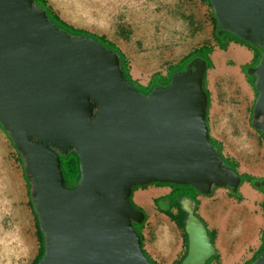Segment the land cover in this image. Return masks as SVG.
I'll return each instance as SVG.
<instances>
[{"label":"water","instance_id":"water-1","mask_svg":"<svg viewBox=\"0 0 264 264\" xmlns=\"http://www.w3.org/2000/svg\"><path fill=\"white\" fill-rule=\"evenodd\" d=\"M209 1L219 36L262 50L248 73L258 92L252 124L264 134V0ZM207 72L206 59H193L168 86L143 94L114 50L60 28L35 0H0V125L25 162L45 240L39 264H153L135 227L146 213L131 201L134 188L239 191L240 174L211 141ZM71 152L80 158L75 187L62 170L61 156ZM253 184L264 188V180ZM191 203L183 201L182 264H205L215 247ZM253 264H264V255Z\"/></svg>","mask_w":264,"mask_h":264},{"label":"rangeland","instance_id":"rangeland-1","mask_svg":"<svg viewBox=\"0 0 264 264\" xmlns=\"http://www.w3.org/2000/svg\"><path fill=\"white\" fill-rule=\"evenodd\" d=\"M47 1L63 19L61 10L50 0ZM143 12L146 13V18L142 21L151 25V32H143L140 29V16ZM215 17L213 6L210 7L206 0H131L129 3L119 6L116 13L111 15L108 31L102 32L95 28L78 27L63 20L75 28L86 30L91 34L105 35L110 41L114 42L125 53L130 64L132 78L141 87H147L152 77L157 73L164 76V78H153L150 87L153 86L154 89L168 86L174 74L185 71L193 59L203 58L205 53L198 52L189 60L180 63L184 57L202 46L210 45L213 47L214 52H216L211 55H213L215 65L210 56L211 67L208 68L206 75V89L210 98L207 121L210 134L219 140L212 137L211 139L215 142V147L221 149L223 156L237 165L236 171L240 176L249 175L261 181L264 180V135L256 130L252 124L253 109L258 92L255 88L256 76L250 75L248 70L259 64L262 51L260 48L242 41L243 44L253 47L257 51V55L256 59L249 65H242L243 71L239 73L238 65L243 62H237L235 57L230 54V51L234 49V45L226 55L217 51L219 44L222 45L231 36H229V33L224 34L221 43L215 40ZM229 46L230 43H227V48ZM130 52L140 56L146 62L145 66L139 64L136 67L130 57ZM217 54L225 58L222 63H216L215 55ZM227 59L229 61L226 64ZM219 65L226 69L235 70L238 78L216 74L219 72ZM243 75L246 76L247 81L249 80L255 91L245 84ZM138 90L143 94L150 92V90L140 87H138ZM241 139L245 142L243 148L238 147L235 143V141L238 142ZM74 153L71 152L62 158V170L68 187H75L80 180V158L78 154ZM171 186L176 189V194L172 198H179L184 210V200L198 197L197 200L200 204L198 211L200 210L203 215H205L204 212L207 214L205 216L207 222H205L210 230L218 229L214 226L219 225V219L213 214V206L221 201H224V204H230L240 209L242 207L243 209V216L241 215L240 218L234 216V211L225 215L223 223L227 228L236 229L237 224L242 222L248 225V223H251V218L253 220L256 218L255 215L251 218L247 216L250 212V205L246 197V186L252 188L257 194V210L259 209L258 204L264 202L262 200L264 188H256L253 182H243L237 193H234L230 188H215L210 195H203L189 185ZM169 189V186L158 184H152L144 189L143 187L139 188L134 192L133 202H136L135 195L141 190L144 192L157 191L158 195L161 196L167 193ZM220 193H222L221 196ZM158 195L155 197H159ZM160 199L155 198L156 204L161 202L158 203ZM31 200V186H29L26 176L25 162L8 133L0 125V247L1 244L8 241V246L12 248L9 258L0 257V264H32L37 257L40 248L37 233L38 221ZM135 204L145 211L147 220L144 225V233L147 234V230L152 231L148 240L157 248L156 241H158V237L162 232L161 228L165 226V220L158 213L156 219H152L151 212L140 204L138 205L137 202ZM191 204V207H193L194 204ZM205 205H207V210H205ZM262 213L264 214V203L262 204ZM171 231L176 240V250L173 249L175 250L173 256H175L181 247L184 248L182 253L185 251V247L188 246V239H185L187 237L184 234L185 230L179 232L173 228ZM259 236H261V233H259ZM209 238L213 240L211 234ZM183 239H185L184 242ZM247 241L243 243L248 245ZM157 250L164 253L158 248ZM188 251H186V255H188ZM263 255L264 251L256 260ZM171 259L158 258V264H171Z\"/></svg>","mask_w":264,"mask_h":264},{"label":"crops","instance_id":"crops-1","mask_svg":"<svg viewBox=\"0 0 264 264\" xmlns=\"http://www.w3.org/2000/svg\"><path fill=\"white\" fill-rule=\"evenodd\" d=\"M231 40L233 42L230 43V46L227 48L226 51L221 50L220 48H218L217 51H220L223 55H226L229 53L230 49L232 48V45H234L233 46L234 48L238 47L237 49H240L241 51H243L245 54V59L243 61H240L243 63L238 65L239 73L240 72L242 73V71H243L242 65H249L251 62H253L256 59L257 51H255L254 48L250 47L249 45L240 43L234 39H230V41ZM207 47H211V46L207 45ZM241 48H243L244 50ZM215 52H213V55ZM213 55H211V58H212V62L214 63ZM224 59L225 58H222L221 55H218V54L215 55L216 63H218V62L222 63L224 61ZM228 61H229V59H227V61L225 63L227 64ZM233 62H235V61H233ZM237 62H239V61H237ZM214 65H215V63H214ZM219 66L223 68V71L220 73V75H225V76L231 77L230 74L235 73V75L238 77L237 72L235 70L226 69L221 65H219ZM216 74H219V73L217 72ZM243 80L245 81V84L248 87H250L252 90L255 91V89L249 83V80L247 81L245 75H243ZM254 91H253V96L255 95ZM211 137L215 138L216 140H219L217 137H215L212 134H211ZM246 190H247L246 197L249 200L248 202L250 205V207H249L250 212H249V215H247V216H249V218H251L255 215L256 218L254 220L251 218V223L250 224L248 223V225H246L242 222V223L237 224L236 229L227 228L225 226V224L223 223L224 222L223 219H225V215L231 211H234L235 212L234 216L240 218L242 215V211H243L242 207H241V209L236 208V206L226 204V203L224 204V201L223 202L221 201L220 203L214 204L213 214L215 216H217L219 219V225H214V226H216L218 229L210 230L209 227H207V228L209 231H214L216 233L214 245H215V249L217 250L220 257L218 260L211 259L207 264H250L262 253V251L264 249V214L262 213V204L264 202L262 201L260 204H258L259 209L257 210L256 208H258V207L256 205L258 202L257 201L258 197H257L256 192L252 188H250L249 186H246ZM171 192H172V187H170V189L167 193H164L161 196L158 195L159 193H157V191L144 192L141 190L139 193H137L135 195V200L138 203V205L140 204L145 209H147V211L151 212V218L152 219H156V214L158 213L160 215V217L163 218V220H165L164 224H165V226L166 225L168 226L170 231L173 230V228H175V230L180 232V230L183 231L184 228H183V224H180L181 222L179 223V220L181 221V219H177V216L182 215L184 213L182 212L181 207L177 203L176 199L172 198L170 196ZM145 194L147 196L143 199L140 195H145ZM156 195H158L159 197H155ZM221 195H222V193H220V196ZM155 198H161L160 199L161 202H167L169 205L168 209L166 211L162 210L159 207V204H156ZM262 198H263L262 200H264V196ZM197 199H198V197H197ZM190 206H192V204ZM205 210H207V205H205ZM197 213L200 215V217H202L204 219V221H206L205 216H207V214L205 212H204L205 215H203V213H200V210L197 211ZM169 216H171L174 220L171 219ZM221 220H222V222H221ZM144 230L145 229L143 227L142 235L144 237V243H143L144 249L153 261H155L158 264L159 263L158 258L159 259L166 258V260H168V259H171L173 257L171 259V264H181L182 263L184 257L186 256V251H187L188 246L185 247V251L183 253H182V250H184V248L181 247L180 251L177 252L175 254V256H173V253L176 250L175 244L172 247V250L174 248H175V250H173L172 252H169L167 254L161 253L148 240V238H150V232H152V231L147 230V234H146V233H144ZM161 231H162V228H161ZM259 233H261V236H259ZM184 234H186V233H184ZM186 238L187 237H185V239ZM185 239H183V242ZM226 240H227V242H225ZM246 240H248L247 241L248 245H245L243 243V242H246Z\"/></svg>","mask_w":264,"mask_h":264},{"label":"trees","instance_id":"trees-1","mask_svg":"<svg viewBox=\"0 0 264 264\" xmlns=\"http://www.w3.org/2000/svg\"><path fill=\"white\" fill-rule=\"evenodd\" d=\"M36 1V3H37V5H39L40 7H42V8H44V9H46V11H47V13H48V16L50 17V19L52 20V21H54L60 28H62V29H64V30H66V31H68L69 33H71V34H73V35H78V36H88V37H91V38H94V39H96L97 41H99L100 43H102L104 46H106L107 48H109V49H111V50H114L115 52H117L119 55H120V57H121V59H122V63H123V68H124V71H125V75H126V77H127V79L138 89V87H140V88H143V89H148V90H150V92H152L153 91V86H151L150 87V85L152 84V79L153 78H164V76H162L161 74H159V73H157V74H155L153 77H152V79L150 80V82H149V85H147V87H141L133 78H132V75H131V68H130V64H129V61H128V59H127V57H126V55H125V53L114 43V42H112V41H110L105 35H103V36H99V35H95V34H91V33H89L88 31H86V30H83V29H79V28H75L74 26H72V25H70V24H68L66 21H64L55 11H54V9L48 4V1L47 0H35ZM207 1V4L210 6V7H212V5H211V3H210V1L209 0H206ZM214 32H215V40L218 42V43H220V40H222V38H223V36H225L224 34H226V33H224L222 36H219L218 35V26H217V19H216V17H215V24H214ZM229 36H231V37H229V39H227L226 41H224V43L221 45V44H219V48L221 49V50H225L226 48H227V43L229 44V43H231V42H233L232 40L230 41V39H234V40H236V41H238V42H240V43H243L242 42V40H240L239 38H237V37H235L234 35H229ZM245 44V43H244ZM247 45V44H246ZM262 51V50H261ZM198 52H201V53H205V56L203 57L204 59H206L207 61H208V68H210L211 67V59H210V56H211V54L214 52V50H213V47H207V46H202V47H200V48H198V49H196L193 53H191V54H189V55H187L186 57H184L181 61H180V63H182V62H185L186 60H189L190 58H192L193 57V55L194 54H196V53H198ZM171 75V74H170ZM205 89H206V78H205ZM152 89V90H151ZM206 91H207V89H206ZM149 92V93H150ZM149 93H147V94H149ZM207 93H208V91H207ZM208 95H209V93H208ZM263 134V133H262ZM264 135V134H263ZM211 141H212V144L215 146V142L211 139ZM219 149V148H218ZM219 151L222 153V151H221V149H219ZM74 154H76V153H74ZM77 155V154H76ZM63 157H65V156H61V160H62V158ZM224 160H225V162L229 165V166H231V167H233L235 170H237V165L236 164H234V163H232L228 158H225L224 157ZM231 165H230V164ZM80 177H81V172H80ZM241 178H242V183L243 182H245V181H247V182H254V181H258L257 179H255L254 177H252V176H249V175H241ZM155 184H158V185H160V186H169V187H172V192L170 193V196L171 197H173L174 196V194H176V189L175 188H173V186H171V185H173V184H159V183H155ZM152 185V184H151ZM29 186H31L30 185V183H29ZM148 186H150V185H148ZM145 187H147V186H144L143 187V189L145 188ZM139 188H142V187H137V188H134V190H133V195H134V192L136 191V190H138ZM133 195H132V198H131V201H132V203H133V205L135 206V207H137L138 209H141L142 210V208H140L139 206H137L134 202H133ZM180 199L179 198H176V201H177V203L179 204V206L181 207V204H180V201H179ZM161 200H158V203L160 202ZM191 201H192V203L193 204H195V208H194V213H195V216L197 217V218H199L200 219V221L205 225V227H207V225H206V222L204 221V219L202 218V217H200V215L197 213V211H198V207H199V201L197 200V196H195V198H193V199H191ZM31 202L33 203V201L31 200ZM34 205V204H33ZM36 214V213H35ZM171 219H173L171 216H169ZM187 214L184 212V214H182V215H179V216H177V219H181V221L179 220V223L180 224H183V228H184V230H185V226H186V220H187ZM36 218H37V221H38V217H37V215H36ZM146 220H147V215H146V219H145V222L142 224V225H135V227H136V229H137V231L139 232V234L141 235V238H142V241H143V243H144V237H143V235H142V229H143V227H144V225H145V223H146ZM174 220V219H173ZM37 233H38V239H39V243H40V248H39V252H38V254H37V257L35 258V260L33 261V263L32 264H39L40 262H41V260L43 259V257H44V255H45V240H44V236H43V233H42V231H41V229H40V226H39V221H38V228H37ZM212 235L213 236V240H210L211 241V243L214 245V243H215V237H216V233L214 232V231H209L208 230V235ZM143 248H144V245H143ZM187 250H189V238H188V249ZM263 251H264V249H263ZM144 252H145V254H146V256L151 260V262L153 263V264H157L155 261H153L150 257H149V255L147 254V252L145 251V249H144ZM187 256V255H186ZM185 256V257H186ZM185 257H184V259H185ZM218 258H219V254H218V252H217V250L215 249V254L213 255V256H211L208 260H207V262H206V264L211 260V259H215V260H218ZM183 259V260H184ZM256 260V259H255ZM254 260V261H255ZM183 262V261H182ZM182 264V263H181Z\"/></svg>","mask_w":264,"mask_h":264},{"label":"bare ground","instance_id":"bare-ground-1","mask_svg":"<svg viewBox=\"0 0 264 264\" xmlns=\"http://www.w3.org/2000/svg\"><path fill=\"white\" fill-rule=\"evenodd\" d=\"M57 8L62 12L63 19L68 23L85 28H95L98 31H108L110 24V17L116 13L119 6L124 3H129L131 0H50ZM133 5V4H132ZM151 16V15H150ZM146 18V13H142L140 16V29L143 32H151V25L148 22H143L142 20ZM230 54L235 57L236 61H243L245 59V54L240 49L234 48L230 51ZM130 57L132 58L134 65L136 67L140 64L145 66V61H143L140 56H137L133 52H130ZM219 74L223 71V68L219 66ZM231 77L236 78L234 74H230ZM238 78V77H237ZM232 140L231 138H229ZM233 141V140H232ZM238 147L243 148L245 146L244 140L238 142L235 141ZM143 199L147 196L140 195ZM174 236L168 226L162 227V232L160 233L157 241V248L162 252H169L172 250L173 245L176 243ZM22 242V241H21ZM8 241L1 244L0 247V257L9 258L11 256L12 248L8 246Z\"/></svg>","mask_w":264,"mask_h":264},{"label":"flooded vegetation","instance_id":"flooded-vegetation-1","mask_svg":"<svg viewBox=\"0 0 264 264\" xmlns=\"http://www.w3.org/2000/svg\"><path fill=\"white\" fill-rule=\"evenodd\" d=\"M223 37H224V36H223ZM221 42H222V41L220 40V43H221ZM181 210H182L183 213L185 212V213L187 214V216H189L188 212L182 208V205H181ZM187 218H188V217H187ZM185 233H186V236H187V239H188L189 236H188V233L186 232V228H185ZM208 236H209V235H208Z\"/></svg>","mask_w":264,"mask_h":264}]
</instances>
